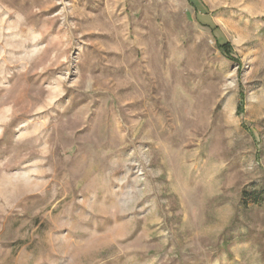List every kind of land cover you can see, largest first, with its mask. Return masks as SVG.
Listing matches in <instances>:
<instances>
[{
    "label": "rangeland",
    "instance_id": "374dc122",
    "mask_svg": "<svg viewBox=\"0 0 264 264\" xmlns=\"http://www.w3.org/2000/svg\"><path fill=\"white\" fill-rule=\"evenodd\" d=\"M0 264H264V0H0Z\"/></svg>",
    "mask_w": 264,
    "mask_h": 264
},
{
    "label": "trees",
    "instance_id": "16d2710c",
    "mask_svg": "<svg viewBox=\"0 0 264 264\" xmlns=\"http://www.w3.org/2000/svg\"><path fill=\"white\" fill-rule=\"evenodd\" d=\"M229 44H221L219 48H222V50L224 51V53L229 57H231L230 55V50H229ZM238 110H239V114L243 112V105L241 103V105L238 107ZM248 195H251V196H255L254 195V192H247ZM258 196L256 195L255 198L253 199L255 202L257 201V198Z\"/></svg>",
    "mask_w": 264,
    "mask_h": 264
}]
</instances>
